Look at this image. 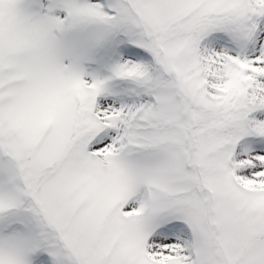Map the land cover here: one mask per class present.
Wrapping results in <instances>:
<instances>
[{"label":"snow or ice","instance_id":"1","mask_svg":"<svg viewBox=\"0 0 264 264\" xmlns=\"http://www.w3.org/2000/svg\"><path fill=\"white\" fill-rule=\"evenodd\" d=\"M0 264H264V0H0Z\"/></svg>","mask_w":264,"mask_h":264}]
</instances>
